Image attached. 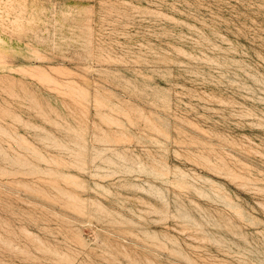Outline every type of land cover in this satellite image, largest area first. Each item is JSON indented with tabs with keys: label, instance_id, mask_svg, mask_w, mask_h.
Here are the masks:
<instances>
[{
	"label": "rangeland",
	"instance_id": "374dc122",
	"mask_svg": "<svg viewBox=\"0 0 264 264\" xmlns=\"http://www.w3.org/2000/svg\"><path fill=\"white\" fill-rule=\"evenodd\" d=\"M0 264H264V0H0Z\"/></svg>",
	"mask_w": 264,
	"mask_h": 264
}]
</instances>
